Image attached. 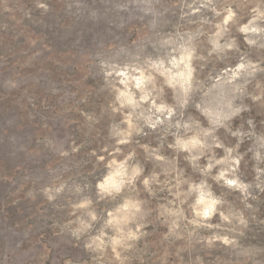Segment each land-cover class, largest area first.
Masks as SVG:
<instances>
[{
    "label": "rangeland",
    "instance_id": "obj_1",
    "mask_svg": "<svg viewBox=\"0 0 264 264\" xmlns=\"http://www.w3.org/2000/svg\"><path fill=\"white\" fill-rule=\"evenodd\" d=\"M0 264H264V0H0Z\"/></svg>",
    "mask_w": 264,
    "mask_h": 264
}]
</instances>
